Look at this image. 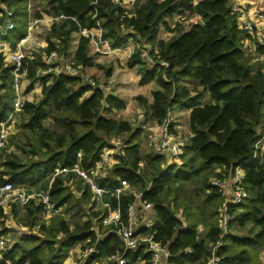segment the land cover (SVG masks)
Wrapping results in <instances>:
<instances>
[{
	"label": "trees",
	"instance_id": "obj_1",
	"mask_svg": "<svg viewBox=\"0 0 264 264\" xmlns=\"http://www.w3.org/2000/svg\"><path fill=\"white\" fill-rule=\"evenodd\" d=\"M28 1L0 0L11 11L13 22L11 30L0 34L4 41L14 44L26 35ZM44 1V13L67 18L50 26L43 53L56 50L60 56H67L72 34L81 28H100L102 38L114 47H123L129 37H137L150 45L153 63L135 51L125 65L139 67V84L155 81L158 85L152 92V103L142 96L135 97L144 109V121L162 123L170 109H190L192 136L182 147L179 163L161 168L162 154L150 153L144 158L140 155L141 127L109 116L125 107L122 99L107 93L95 77L90 76L95 82L91 85L80 74L72 75L65 69L56 71L55 64L54 70L46 72L48 65L40 52L28 59L25 93L39 82L41 97L36 102L25 101L16 132L0 149L1 179L33 187L46 180L57 163L73 166L79 162L84 168L91 167L111 136L126 133L120 163L98 178V183L112 188L118 179H126L142 191V200L153 204V239L167 247L168 261L204 264L210 255L209 245L221 233L218 208L222 197L211 179L240 166L248 197L229 206L230 231L215 252L219 264H264L259 258L264 246V151L255 148L261 137L259 129L264 126V63L251 61L252 55L242 43L248 35L238 27L236 16L231 13V1L143 0L132 11L112 0ZM33 12L34 16H41L38 10ZM174 14L199 16L201 21H190L185 29L178 25L170 28L166 18ZM0 22L4 23L3 17ZM161 26L173 32L166 40L157 39ZM88 48V38L80 36L70 60L82 76L86 75L84 69L94 64ZM263 52V46L256 48V53ZM158 61H165L167 66ZM12 70L13 66L0 56V123L13 107ZM184 80L193 81L200 88L190 90ZM206 94L208 100L204 101ZM169 127L173 130V125ZM143 159L145 168L140 165ZM195 181L198 187L187 185ZM87 192L85 189L82 201ZM49 193L75 222L69 224L60 217L50 227L41 224L43 237L23 232L2 254L0 264H64L69 249L78 243L82 248H95L81 264H105L102 259L115 252L126 258V264L147 257L140 249L124 250L119 236L106 232L101 224L97 228L105 236L96 241L91 220H82L86 215L82 201L64 185L62 176L53 180ZM133 201L130 194L109 199L112 207L119 205L123 212ZM25 208L23 222L32 228L37 225L41 206L28 203ZM0 217L5 218L1 211ZM199 227L204 230L203 235L199 234Z\"/></svg>",
	"mask_w": 264,
	"mask_h": 264
},
{
	"label": "built area",
	"instance_id": "obj_2",
	"mask_svg": "<svg viewBox=\"0 0 264 264\" xmlns=\"http://www.w3.org/2000/svg\"><path fill=\"white\" fill-rule=\"evenodd\" d=\"M114 3L127 7L133 4L136 0H112ZM30 6V0L28 1ZM231 13L235 14L238 27L247 33L248 37L246 46L249 51L256 52L258 46L264 47V11L256 7H241L238 5H231ZM11 11L5 4L0 2V20L3 17L5 23L0 28V34H5L6 31L13 28V22L10 19ZM67 18L63 14L50 15L43 14L41 16H32L27 25V34H29L38 25L43 24L50 28L53 22L61 21ZM178 22L198 21L196 16L191 15H177ZM1 25V24H0ZM97 29V30H96ZM97 31V32H96ZM80 36L88 38L89 46L96 55H109L118 51H124L126 58H129L135 51L139 52L141 58L153 63L149 53L150 45L141 41L137 37L131 36L123 47H114L109 41L103 39L100 28H81L78 31ZM24 39H20L14 49L8 46L3 39L0 38V56L5 62L13 66L12 70V88H13V107L4 121L0 123V149L4 146L8 136L14 132L17 115L22 110L26 101L24 97L23 83L27 81L28 59H33L34 54L26 52L23 47ZM43 53V52H42ZM44 54L45 63L48 65L46 72L54 70L53 66L62 64L65 71L72 75L80 74L81 77L89 84L94 85V80L89 76H82L80 69L77 66L71 65L69 56H60L56 50H50ZM264 55V52L262 53ZM73 54L71 53V58ZM66 59L68 61H66ZM158 64L167 66L165 61H158ZM170 119L168 112L166 118L160 123V130L158 137L154 144V150L158 154L167 155L164 168L173 163H179V155L182 153L184 145L181 137L170 129ZM258 140L255 148L258 147ZM124 141L118 136H112L109 144L103 146L95 163L88 168H84L79 162L73 166H64L57 163L50 176L49 186L53 180L59 175H67L73 173L77 175L87 185L92 199L102 201L105 196L119 199L121 195H133L134 201L129 203L123 212L120 206L112 207L109 200L104 202L106 205L105 212L94 217L92 221L93 228L96 231V241L103 239L105 232H99L97 226L101 224L106 232L112 231L116 233L124 250L136 251L140 249L147 257H140L132 264H169L168 261L170 253L166 246L153 239L152 225L153 220L147 218L148 211L153 210V204L150 201L142 200V191L132 187L126 179H118L116 186L106 188L101 186L97 179L105 176L115 165L121 161L124 155ZM255 155V152H254ZM81 157V152L77 153ZM1 169V168H0ZM221 172V171H220ZM244 171L242 167L236 166L227 174L213 177L211 183L217 187L221 194L222 202L218 208V226L220 228V238L209 245L210 255L206 258L204 264H219V256L216 254V249L222 244L223 236L230 231L229 221L231 215L228 212L230 205H238L248 197V191L244 188L242 179ZM36 201L41 206V214L45 218L58 216L62 214V207L56 205L51 199L49 188L47 190L34 189L25 184H14L7 180H2L0 177V211L4 217H0V222H7V218L12 209L14 202L21 205L27 204L30 201ZM137 205L139 207L137 208ZM153 217V214H152ZM8 226V225H7ZM2 229L0 223V230ZM12 245L4 234H0V258L2 254ZM190 251L189 248L185 249ZM95 252L94 245H88L84 248L79 247L77 250V259L74 262L68 261L66 258L65 264H81L87 256ZM69 257L72 251L68 253ZM105 264H126V258L118 252L112 253L105 259H102ZM26 264V263H25ZM94 264H98L95 261Z\"/></svg>",
	"mask_w": 264,
	"mask_h": 264
},
{
	"label": "crops",
	"instance_id": "obj_3",
	"mask_svg": "<svg viewBox=\"0 0 264 264\" xmlns=\"http://www.w3.org/2000/svg\"><path fill=\"white\" fill-rule=\"evenodd\" d=\"M230 1H231V5H238V6L245 7V8L256 7L264 11V0H230ZM39 2H43V4H42V7H40V5L38 4L37 6L38 11L41 13V15L46 14L43 12L47 8L44 0H30V7H32L33 3H39ZM32 16L34 15H31L30 13L28 16V22H29L30 17ZM176 16L177 14H174L170 18L169 17L166 18L167 24L170 28H173L170 21L176 18ZM195 19H197L198 21H201V18H199V16H196ZM28 22H27V25H28ZM4 23H5V19H4ZM4 23L0 22L1 24L0 28ZM41 29L42 30L46 29V32L48 33L49 28L43 24H40L35 29H33L29 34L26 33V35L21 38V39H24L22 43V47L26 52H31L34 55H36L37 53H40V51H43L44 48L46 47L45 38H40V36L39 35L37 36V34L35 33L36 31L38 30L40 31ZM172 34L173 32L170 29H167L161 26L158 31L157 39L166 40ZM79 37L80 35L78 34V32H75L72 34L71 42L69 45L72 54L77 47ZM4 42H6L9 47L14 49L17 45L18 40L14 44L8 41H4ZM243 43L246 46L247 41L244 40ZM248 52L252 55V59H251L252 62H263L264 63L263 54H258L254 51H249V50ZM88 53L93 57L94 64L84 69L85 74L90 75L91 77H95L97 79L98 84L102 86L106 90L107 93L116 95L117 97L122 99L125 103V107L123 109L119 111H112L109 114V116L114 117V118H121V119L128 120L134 127H138V126L141 127L139 141H140V155L143 158L146 157L147 155L144 153L145 149L148 150V153L149 152L156 153L154 150V144L159 134L160 123H157L153 120L144 121L143 119L144 109L138 103L135 97L138 95L142 96L147 100L148 103H152L153 102L152 92L158 88L157 83L155 81H151L147 84H143V85L139 84V78H140L139 67L138 66H135L133 68L126 67L125 64L127 60H126L124 51H118L110 55H96V54L91 53L90 47H89ZM61 65L62 64L57 66L56 71L64 69V67ZM184 83L187 85V87L190 90L195 89V88H198V89L200 88V86L197 83L190 81V80H184ZM27 84H28V80L24 81L23 83L24 97L26 101L36 102L41 97V84L39 82H35L32 90H30L28 93H25V88ZM207 100H208V94H206L204 98V101H207ZM19 113L17 115V121L19 119ZM189 113H190V109H179L176 107L168 111L170 124L173 125V131L181 137L184 144L187 143L190 136H192V133L189 129ZM13 130L14 132H16V127ZM259 132L261 134V137L259 139L260 142L258 143V147L260 148L261 151H264V126L259 129ZM111 138L112 136L109 138V140ZM143 154H145V156H143ZM166 159H167V155H163V160L160 163L161 168H164ZM142 162H144L146 165V162L144 159L140 162V165ZM220 170H221L220 168H216V171H220ZM107 174H109V172ZM59 176H62L64 178V185L67 186L69 191L74 195V197L80 201H82L81 199H82L84 190L87 189L88 191L87 196L89 198V202L82 201V205L84 206L85 211H86V215L82 219L84 220L90 219L92 222L94 220V217H97L99 214L105 212V210L107 209L106 205L104 204V202L106 201H103L105 197L103 198L102 201H99V200L94 201L92 199V195L87 185L77 175L70 173L67 175H59ZM46 182L47 184L44 189L41 188V183L37 184L36 186H33V188L40 189V190H47L48 188L50 189L53 182L49 186V177L46 179ZM28 203H31L32 205H39L36 201H33V200ZM27 204L21 205L19 203L14 202L12 204L11 213L15 212L14 210L16 208L14 206L18 205L22 207L21 210L24 211L25 212L24 214L26 215L25 207ZM61 207L62 209L64 208V206H61ZM138 207L139 205H137V208ZM39 213H41V211ZM67 213L70 215L69 212ZM152 214L154 215L153 217H152ZM61 215H64L63 212ZM177 215L181 216L180 211L177 212ZM154 217H155L154 210L148 211L147 218H151L153 220ZM7 222H3L1 224L2 229L0 230L1 231L0 234H4V236H6L5 234L6 232L4 233L2 231L4 230L3 228L8 227ZM182 223L184 224L183 221ZM28 228L29 226L25 225L24 222L19 224L18 229L22 231L20 233V236L23 232L29 233V231L27 230ZM198 231H199V228H198ZM203 233H204L203 229L202 231L201 230L199 231L200 235H203ZM18 239H16L14 242L18 241ZM14 242L11 241L10 243L13 244ZM81 246L82 244L78 243L69 249L68 253L72 251V255L69 257L68 256L69 254L67 253L64 259V264L66 263V258H68V261L71 260V262L75 261L74 257L77 259V256H76L77 250ZM259 258L264 263V246L259 250ZM169 264H176V263H169Z\"/></svg>",
	"mask_w": 264,
	"mask_h": 264
},
{
	"label": "rangeland",
	"instance_id": "obj_4",
	"mask_svg": "<svg viewBox=\"0 0 264 264\" xmlns=\"http://www.w3.org/2000/svg\"><path fill=\"white\" fill-rule=\"evenodd\" d=\"M141 0H136V2H134L133 4H131V5H128L127 7H126V9L128 10V11H132V10H134L136 7H137V5L139 4V2H140ZM38 4L40 5V7H42V4H43V2H39V3H33V5H32V7H30L29 8V10H31V15H34V12H33V9H34V11L35 10H38L37 9V6H38ZM170 23L172 24V26H179L180 28H182V29H185L187 26H188V24L190 23V21H186V22H183V23H180V24H177L178 23V21H177V18H174L173 20H171L170 21ZM36 34H37V36L39 35L40 36V38H45L46 37V35H47V32H46V29H41L40 31L38 30V31H36L35 32ZM38 41V40H37ZM90 47V46H89ZM29 51V50H28ZM90 51H91V53H93L92 52V50H91V48H90ZM40 52H43V51H40ZM71 50H70V46L68 47V55L67 56H69V58L70 59H72L71 58ZM110 55V54H109ZM128 58H126V60H127ZM66 61H68L67 59H66ZM92 75V74H91ZM95 75V74H94ZM90 76V75H89ZM119 137L122 139V140H125L126 139V137H127V134L126 133H124V134H120L119 135ZM144 153L145 154H150V152L148 153V150L147 149H145L144 150ZM145 154H143V156H145ZM146 155V156H147ZM141 168H145L146 166H145V163L144 162H142L141 163ZM46 184H47V182H46V180H44V181H42L41 182V188H45L46 187ZM187 185L190 187V188H195V187H198L199 186V183H197L196 181L195 182H190V183H187ZM222 199V198H221ZM109 200V197H107V196H105V198H104V200L103 201H108ZM89 202V198H88V196H87V198H86V200H85V202ZM99 206V205H98ZM16 209L14 210L15 212L14 213H11L8 217H7V220H8V222H7V225H8V227H6V228H3L4 230V233L6 234V237L9 239V241L11 242V241H15L16 239H18L19 237H20V233L22 232L21 230H19L18 229V226H19V224H21V223H23V220H24V211H22L21 209H22V207H20V206H14ZM62 212H63V214L64 215H58V216H53V217H49V218H45L41 213H39V214H37V219H36V223H37V225L35 226V227H32V228H28L27 230L29 231V233H33V234H35V235H38L39 237H43L44 236V233L43 232H41L40 231V229H39V225H41V224H44L46 227H50V225L52 224V223H54L58 218H60V217H64L65 219H66V221L69 223V224H73L75 221L70 217V215L65 211V207L62 209ZM14 214V215H13ZM82 220H84V219H82ZM202 231V227H199V231ZM34 231V232H33ZM28 233V232H27ZM75 255V254H74ZM74 260H76V258L74 257ZM184 264H188V263H184Z\"/></svg>",
	"mask_w": 264,
	"mask_h": 264
},
{
	"label": "water",
	"instance_id": "obj_5",
	"mask_svg": "<svg viewBox=\"0 0 264 264\" xmlns=\"http://www.w3.org/2000/svg\"><path fill=\"white\" fill-rule=\"evenodd\" d=\"M154 216V215H153Z\"/></svg>",
	"mask_w": 264,
	"mask_h": 264
}]
</instances>
